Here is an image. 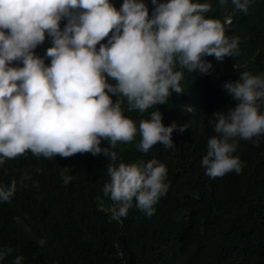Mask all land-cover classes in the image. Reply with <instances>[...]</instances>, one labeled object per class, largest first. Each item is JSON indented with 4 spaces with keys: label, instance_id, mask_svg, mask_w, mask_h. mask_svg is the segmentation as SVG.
<instances>
[{
    "label": "clouds",
    "instance_id": "9594fccd",
    "mask_svg": "<svg viewBox=\"0 0 264 264\" xmlns=\"http://www.w3.org/2000/svg\"><path fill=\"white\" fill-rule=\"evenodd\" d=\"M219 2L220 9L211 0H151L149 15L145 0H123L119 8L112 0H0V167L26 151L46 158L103 153L111 161L102 191L113 201L112 218L122 223L133 206L153 215L170 186L167 166L156 158L117 164L116 146L139 134L138 150L148 152L158 142L170 148L173 131L187 126L165 125L158 108L137 126L122 105L144 113L184 91L182 69L207 74L213 64L233 61L239 37L226 35L234 18L226 5L247 13L253 0ZM46 36L51 46L40 56L35 49ZM246 67L232 64L239 78L222 85L235 105L211 113L216 135L201 166L212 178L240 173L239 139L258 142L264 135V73ZM61 177L65 184L73 179ZM30 178L25 172L19 181L0 184V202ZM12 251L0 248V261ZM23 261L13 258V264Z\"/></svg>",
    "mask_w": 264,
    "mask_h": 264
},
{
    "label": "trees",
    "instance_id": "16d2710c",
    "mask_svg": "<svg viewBox=\"0 0 264 264\" xmlns=\"http://www.w3.org/2000/svg\"><path fill=\"white\" fill-rule=\"evenodd\" d=\"M112 2L119 8L123 0ZM145 3L151 15L154 6L151 0ZM226 9L234 14L226 35L239 37L233 61L213 64L207 74L182 69L184 91L144 113L127 111L126 101L122 105L137 126L156 108L165 125L187 126L173 131L170 148L158 142L148 152L138 150L139 134L116 146L117 164L156 158L167 166L170 186L155 213L147 216L133 206L122 223L112 218L113 201L102 191L111 161L103 153L46 158L26 151L0 167V184L19 181L25 172L31 177L18 183L10 201L0 202V248L13 249L0 264H13L17 255L24 257L23 264H264V135L258 142L239 139L234 155L244 162L240 173L212 178L201 166L208 139L216 135L211 113L236 103L222 87L239 78L232 64L264 73V0H253L247 13L231 2ZM60 23L63 27L66 21ZM49 46L46 36L35 52L45 56ZM107 144L101 140V147ZM61 172L73 179L65 184Z\"/></svg>",
    "mask_w": 264,
    "mask_h": 264
}]
</instances>
